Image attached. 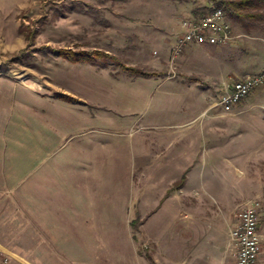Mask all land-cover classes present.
Returning <instances> with one entry per match:
<instances>
[{"label": "rangeland", "instance_id": "obj_1", "mask_svg": "<svg viewBox=\"0 0 264 264\" xmlns=\"http://www.w3.org/2000/svg\"><path fill=\"white\" fill-rule=\"evenodd\" d=\"M215 1L0 0V264H229L231 218L252 200L262 207L264 264V86L239 102L257 107L234 119L216 87L264 70V30L234 21L231 44L193 42L173 56L183 21ZM64 48L103 49L119 61H73ZM122 64L168 80L130 81ZM194 119L229 142L228 154L205 162L225 179L200 184L202 199L183 213L181 226L198 221L196 260L189 232L157 228L163 208L152 217L138 206V215L133 201L147 178L135 162L145 136Z\"/></svg>", "mask_w": 264, "mask_h": 264}, {"label": "crops", "instance_id": "obj_2", "mask_svg": "<svg viewBox=\"0 0 264 264\" xmlns=\"http://www.w3.org/2000/svg\"><path fill=\"white\" fill-rule=\"evenodd\" d=\"M200 45L202 47V44ZM165 74L166 73L164 72H157L155 76L145 78L160 77L167 81L168 78H164ZM233 76L229 75L228 77H224L222 80V85L217 83L218 86L216 87L219 89L224 87L222 89L223 92H225L232 86L234 81L231 83L229 79H231ZM235 77L237 78V76H234L233 78ZM135 78L139 77H129L130 81H135ZM223 92H221V94ZM239 104L241 103H237L235 105L233 112H230L231 114L229 113L230 115H228L226 118H238L242 112L250 111L252 108L257 107V103L251 105L246 103L241 105ZM208 108L215 109V103L211 101ZM213 117L223 118L224 116H215L214 114ZM198 122L199 121L194 119L185 125L180 124V128L175 127L173 124H162L160 126L163 128H160L157 132H154L152 137L145 136V145L142 149L141 156H137L135 158V162L136 160L139 162V165L136 162L138 165L136 169L140 170L143 177L146 176L147 178H143L142 180V186L140 188L141 193L139 192L136 194V196L133 195V201L135 204L136 201H138L136 204L137 207L143 206L153 208L151 210L153 211L151 215L152 217L156 215L159 216L158 213H161L160 211L163 208L164 212L162 217L159 220L157 219L153 221L157 228L160 223H162L161 228H163L162 226L164 223H178L179 225H177L176 230L177 233H179L176 235L177 237L181 235L180 233L186 231L190 233L191 238L194 237L196 239L194 246L190 251V253H194L195 260L197 259V247L199 246L197 241L198 221L194 217L193 220L187 222L184 226H181L180 224H182L184 216L183 213L187 212L185 208L187 204H191V201L202 199L199 198L200 195H198L200 184L206 185L207 189L208 187L212 189L217 183H221V181L225 179L224 172L221 174V176H219L220 173L216 177L212 176L213 172H209L207 170L208 167L206 166L207 164L205 162L208 159H213V157L218 153L228 154L229 148V142L227 141V145L224 146L223 144L225 141H223L221 137L215 138L214 134H212L210 137L207 136L205 129L198 127ZM185 127L189 128L183 130ZM151 128H154L153 125H151ZM205 138H209V140H207L209 145L204 144L203 139ZM178 141L183 143L179 150L166 152L170 144ZM232 167H238V165L234 164ZM133 169L134 168H132V170ZM156 180L158 183L155 182ZM138 191L140 190L138 189ZM140 207H138L136 210L138 215L141 213ZM190 214V211H188L187 215ZM237 217L234 218V215L232 216V226L238 222ZM229 236V247H232L233 243L231 240V230L229 231ZM235 259L236 257L233 258L229 264H233Z\"/></svg>", "mask_w": 264, "mask_h": 264}, {"label": "built area", "instance_id": "obj_3", "mask_svg": "<svg viewBox=\"0 0 264 264\" xmlns=\"http://www.w3.org/2000/svg\"><path fill=\"white\" fill-rule=\"evenodd\" d=\"M184 32L173 47V56L180 55L190 43L227 45L231 43L234 25L223 7L209 9L200 15L183 21ZM264 86V70L248 74L233 82L220 96V105L225 112L234 107L255 89ZM261 203L252 200L238 213V222L231 229V240L236 247L233 264H260L262 253Z\"/></svg>", "mask_w": 264, "mask_h": 264}, {"label": "trees", "instance_id": "obj_4", "mask_svg": "<svg viewBox=\"0 0 264 264\" xmlns=\"http://www.w3.org/2000/svg\"><path fill=\"white\" fill-rule=\"evenodd\" d=\"M215 7H223L227 15L232 18L235 23L242 25L246 30H264V0H216L215 5L211 6L209 9ZM197 11V15L203 14ZM62 55L70 58L73 61L91 62L98 63L100 60L106 61V58L110 60L119 61L118 56L109 53L103 49L95 50H84L72 48H64L62 50ZM100 59V60H99ZM102 65L107 66L108 62H102ZM124 70H127L132 77H152L156 75V72L152 70L143 69L140 66H131L128 64L121 65ZM65 99L74 100V96L62 94ZM138 221V220H135ZM133 225L137 226L136 222L133 221Z\"/></svg>", "mask_w": 264, "mask_h": 264}]
</instances>
